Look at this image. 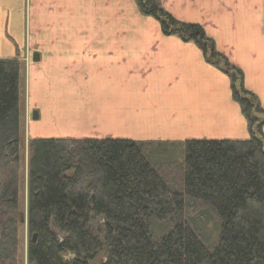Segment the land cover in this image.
<instances>
[{
  "label": "trees",
  "instance_id": "obj_1",
  "mask_svg": "<svg viewBox=\"0 0 264 264\" xmlns=\"http://www.w3.org/2000/svg\"><path fill=\"white\" fill-rule=\"evenodd\" d=\"M136 2L165 34L196 43L210 62L225 61L252 135L189 140L182 163L162 164L153 161L157 143L152 141L31 140L28 262L264 264V141L255 135L264 118L254 115L264 109L244 87L242 71L215 49L201 25L176 19L161 0ZM20 72L19 57L0 59V264H20L18 216L25 180ZM207 210L219 223L212 245L198 228L209 217Z\"/></svg>",
  "mask_w": 264,
  "mask_h": 264
},
{
  "label": "crops",
  "instance_id": "obj_2",
  "mask_svg": "<svg viewBox=\"0 0 264 264\" xmlns=\"http://www.w3.org/2000/svg\"><path fill=\"white\" fill-rule=\"evenodd\" d=\"M161 3L204 28L264 109V0ZM14 57L21 61L22 147L32 121V135H45L44 118L64 135L169 144L190 132L218 137L234 115L243 123L240 137L248 136L225 61L210 62L196 43L165 34L136 0H0V59Z\"/></svg>",
  "mask_w": 264,
  "mask_h": 264
},
{
  "label": "rangeland",
  "instance_id": "obj_3",
  "mask_svg": "<svg viewBox=\"0 0 264 264\" xmlns=\"http://www.w3.org/2000/svg\"><path fill=\"white\" fill-rule=\"evenodd\" d=\"M230 72L235 73L234 70H231ZM239 86L240 84H238V87ZM237 103L239 104V102ZM42 104H46L45 107L49 109V104H47L46 102ZM254 115L258 118H263L262 117L263 115L259 113H255ZM31 117L32 119L34 117L33 110H32ZM33 122L36 123L38 121H32L30 123V133H28L27 136H26V130H25L23 134V138L25 142L28 139L31 141V139L33 140V139H39V138H61V137L63 138L70 137V138H78V139L87 138V137L81 138V137H74L71 135H64L63 132H66V129L65 128L61 129V127H59L57 124H54L56 127L54 125H51L47 118L41 119V122H40V125L42 126L41 130L45 135H37L36 137H34L32 135V133L35 134V131L33 130V127H34ZM246 122L248 125L247 119H246ZM53 123H55V121ZM241 125H243V123L240 120L235 119V116L233 115L231 118H228L227 121H224L221 125H219L221 126V128L215 132L218 137H213V136L209 137L207 133L202 136H192L190 132L188 133L186 137L182 138L181 139L182 141L180 142H177V143L168 142L169 144H157L156 147L153 148V156H152L153 161L158 164H162L164 162H174V161L178 163H182L184 160V153H185L184 144L187 140H243L244 138L245 139L250 138L252 135L250 129H248V136H247L248 138L240 137V133L237 127L238 126L241 127ZM69 133H72V131H69ZM255 135L264 141V137L262 133L255 130ZM112 138L129 139V138H124V137H112ZM28 160H29V147H22V163L24 165L23 167L25 170V178H24L25 180H23V194H21L22 209L20 210V213L18 216L20 223H21L20 264H29L28 258H27L29 232H28V225H27V178H26V175H27L26 173L28 171ZM207 212H208L209 217L204 221L200 220L201 223H199L198 228L200 232L203 233L205 239H207V242L210 245H212L216 243L218 239L219 223H218V218L216 217L213 210H207ZM197 213L195 214V216L198 215ZM94 225H96L97 227L98 223L95 222ZM100 260H101V256L96 260V262L98 263L100 262Z\"/></svg>",
  "mask_w": 264,
  "mask_h": 264
},
{
  "label": "water",
  "instance_id": "obj_4",
  "mask_svg": "<svg viewBox=\"0 0 264 264\" xmlns=\"http://www.w3.org/2000/svg\"><path fill=\"white\" fill-rule=\"evenodd\" d=\"M34 117H35V118L37 117V113H35ZM35 238H36V234H34V236H33V240H35Z\"/></svg>",
  "mask_w": 264,
  "mask_h": 264
}]
</instances>
